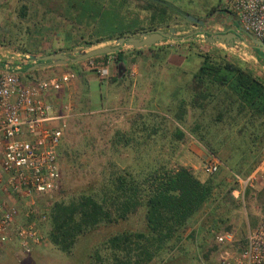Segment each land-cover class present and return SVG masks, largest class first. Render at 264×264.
Here are the masks:
<instances>
[{"label":"rangeland","instance_id":"obj_1","mask_svg":"<svg viewBox=\"0 0 264 264\" xmlns=\"http://www.w3.org/2000/svg\"><path fill=\"white\" fill-rule=\"evenodd\" d=\"M45 1L52 2L50 4L54 6H51L58 9L63 0ZM125 1L129 7L125 14L128 16L127 19L138 18L142 26L148 27L149 4L146 0ZM158 1L167 2L179 10V14H168L169 18L158 27L167 30L174 26L177 36L200 28L198 24L186 20L183 14L204 20L205 32L214 33L218 31L217 28L224 30L225 26H216V22L225 20L227 7L231 2V0ZM24 2L25 0H0V52L14 64H20L21 57L18 53L22 52L42 56L54 50H64L73 55L77 50L115 44V40H110L85 47L79 38V28L83 26L77 28L78 24H72L61 16V8L58 9V14L53 10L49 11V8L28 3L27 13L22 16L20 7ZM88 32L87 30L86 33ZM205 32L181 39H165L157 42L158 45H154L153 49L131 51V54L128 50L134 48L126 45L121 47L126 53L124 59L128 65L139 62L149 69V73H152L151 78H154L152 89L157 90L159 95H141L136 100L139 107L137 111L121 105L122 108H116V99L109 105L113 108L103 110L104 107L100 106L98 101L100 90L103 89L100 82L105 80V76H100L99 71L110 65L118 68L115 53H109L106 58L98 60L86 59L77 62V68L73 70L76 73L75 93L68 94L65 91L48 96L57 111L61 109L63 102L70 101L74 106V114L66 119L59 147L58 188L50 197L41 198L45 208L47 203L68 202L89 188H96L110 173L131 171L133 174L142 175L158 164H165L168 167L186 166L204 180L212 177L219 182L220 188L215 189L211 202L205 204L192 217L186 229L190 231L198 227V230L189 238L190 241L185 245L183 253L179 251L181 248H177L179 254L189 258L187 264H216L224 247L215 244V232L228 229L235 233L240 242L244 239L247 230L264 215V187L261 188L260 183L254 184L246 189L243 198L235 197L229 188L236 187L232 178L233 173L246 175L260 158L258 147L251 148V152L248 153L246 141L236 133L235 128L226 126L222 128L209 121L212 114L210 109L201 112L188 106L183 123L181 125L176 123L173 113L177 110L180 99L176 100L169 96L173 88L169 81H162L160 85L159 78H155L159 75L166 79L191 77L200 64L201 58L197 53L205 52L224 55L233 61L238 60L245 68L264 78V61L261 59L264 58L263 51L250 47L248 45L250 43H236L231 48L220 43H208L204 40ZM138 35L140 34L136 36ZM176 50L188 53V61L185 64L195 62L186 73L179 69L170 70L156 65ZM36 61L33 59L31 63ZM31 63L21 66L24 72L23 80L49 77L65 70H72L66 65L25 70ZM186 67L184 65V69ZM155 91L153 93H156ZM141 107L150 111L142 110ZM196 119L201 124L209 126L191 132L188 126L190 127ZM177 128L183 133L180 137L177 135ZM210 155L216 156L222 162V167L213 174L205 169V163ZM143 216V210L139 209L126 220L99 225L92 232L80 236L70 254L59 251L49 241L42 243L24 257H18L13 245L5 246L0 249V264H91L93 258L89 255L94 243L122 230L144 229ZM43 225V231L48 239L49 224L46 222ZM160 263V259H157L153 264Z\"/></svg>","mask_w":264,"mask_h":264},{"label":"trees","instance_id":"obj_2","mask_svg":"<svg viewBox=\"0 0 264 264\" xmlns=\"http://www.w3.org/2000/svg\"><path fill=\"white\" fill-rule=\"evenodd\" d=\"M146 2L149 4L148 27L142 26L138 18L127 19L125 14L129 7L125 0H63L59 5L61 16L78 24L77 28L83 26L79 28L80 42L91 47L120 36H136L158 28L169 18L168 14L180 13L164 1ZM28 3L59 14L58 5V9H54L50 1L25 0L20 7L22 16L27 13ZM114 53L118 63L124 60L121 50ZM197 56L201 58L200 64L191 75L187 97L181 100L173 116L175 122L183 123L186 105L201 112L210 109L212 124L235 128L246 141L248 153L251 148L258 147L261 158L264 153V78L245 68L238 60L227 59L224 55L205 52L197 53ZM77 65L76 62L66 66L75 70ZM203 126L209 125L196 119L188 128L196 132ZM177 129L178 137L182 136V131ZM219 185L212 177L200 180L186 166L158 164L142 175L131 171L110 173L96 188H89L68 202L47 203L48 240L59 251L70 254L80 236L101 224L126 220L141 209L144 229L122 230L94 243L89 255L93 258L91 264H153L157 259L160 264H187L189 258L181 254L173 256V253L180 248L182 234L192 217L211 202ZM232 189L233 186L229 188Z\"/></svg>","mask_w":264,"mask_h":264},{"label":"built area","instance_id":"obj_3","mask_svg":"<svg viewBox=\"0 0 264 264\" xmlns=\"http://www.w3.org/2000/svg\"><path fill=\"white\" fill-rule=\"evenodd\" d=\"M222 22L264 42V0H231ZM18 56L20 64H14L0 52V249L13 245L24 257L46 239L48 214L41 198L58 188L59 147L66 119L74 114L71 103L57 111L47 97L68 87L76 73L23 80L21 66L35 58L26 52ZM99 72L104 75L106 67ZM221 167L214 155L205 163L211 174ZM232 178L231 193L243 198L246 189L264 181V153L246 175L233 173ZM214 242L224 247L216 264H264V215L241 242L232 230L215 232Z\"/></svg>","mask_w":264,"mask_h":264},{"label":"crops","instance_id":"obj_4","mask_svg":"<svg viewBox=\"0 0 264 264\" xmlns=\"http://www.w3.org/2000/svg\"><path fill=\"white\" fill-rule=\"evenodd\" d=\"M218 25L220 27L225 26V29H226V25H224L223 22H216V26H218ZM217 30H221V29L217 28ZM158 43H156L154 45H158ZM240 44H242V43H240ZM154 45H152L150 47H141V48H137V49L134 48L135 50L133 49V50H128V51H130L129 53L131 54L132 53L131 51H138V50L141 51L142 49H146V48L153 49ZM120 50L122 51L123 55L126 54L125 52H123V48H121ZM134 54H135V52L132 55H134ZM187 57H188L187 52H182V51L176 50L172 53H169L168 56L165 57L164 61L162 60L161 62L156 63V65H160L161 67H163L165 69L168 68L170 70L179 69V70H182L184 73H186V71H188L190 69V65L193 64V66H194V64H195L194 61H193L194 63L191 62V64H185L188 61ZM118 64H119L118 68H117V66L110 65L111 67L109 66L106 68L105 75H103V76L100 75L102 77L105 76L104 81L99 80V81H101L100 84L102 85L103 89L101 88V90H100L98 101L100 103V106L104 107L103 110H109V109L113 108V106L111 107L109 105H112L111 104L112 100L116 99V102H117L116 108L119 109V108H122L121 106H123V107L125 106V108H127V109L137 111L139 109V107L137 106L138 102L136 100L141 95L153 94L155 96H159V95H157V90L155 91L152 89V85H154V78H151L152 73L151 72L149 73L148 68L143 67L142 65H140L139 62L138 63L135 62L131 65H128L125 62V59ZM184 65H185V67L187 65L188 66L184 69ZM124 66H125V68H124ZM149 67L151 68L152 64H150ZM114 69H115V71H113ZM109 70H110V72H109ZM155 78H159V84L160 85H161L162 81H169V84L173 85V88L171 89L170 94H169L170 97H174L176 100H177V98H179L180 102L182 99L187 97V95L189 93L188 84L190 83L191 77H188V78L187 77H185V78H183V77L174 78L173 77V78L166 79V78H163V76L159 75V77H155ZM163 79H166V80H163ZM74 81L68 87H66L64 90H62L61 92L66 91L68 94L75 93ZM179 85H182L184 87L181 88V86L179 87ZM88 86L89 85H87L86 87L88 88ZM153 91H155L156 93H153ZM47 98L49 100V97H47ZM135 101H136V104L134 105ZM64 103H71V102L67 101V102H63V104ZM127 104H129V105H127ZM141 109L143 110L145 108L141 107ZM186 109H188L187 105H186ZM145 110H149V109H145ZM175 112H176V110H175ZM175 112L173 114H175ZM195 175L200 180L203 179L199 175H197V174H195ZM258 183H260L261 188L264 187V181H260ZM256 224L257 223L254 222L252 227L255 226ZM197 228L194 227V228L190 229V231H187V229H185V231L183 232L181 240H180V245H179L180 248L182 249V250L181 249L179 250L181 253H183L185 245L188 244L190 241L189 238H191V232H194V231L196 232L198 230ZM47 241H49V240L46 239L44 242H47ZM179 251L175 250L173 253V256L179 254L180 253Z\"/></svg>","mask_w":264,"mask_h":264},{"label":"water","instance_id":"obj_5","mask_svg":"<svg viewBox=\"0 0 264 264\" xmlns=\"http://www.w3.org/2000/svg\"><path fill=\"white\" fill-rule=\"evenodd\" d=\"M183 17L195 24L200 25V28L194 30L193 32L187 33L185 35H176V28L174 26L169 27L167 30L161 28H153L142 32L140 35H124L115 39L114 45H103L97 46L89 50H77L70 55L64 50H58L50 52L42 56H34L37 61L32 63L27 71H33L36 69L51 67L55 65H67L69 63H76L82 60L93 58L96 56H101L104 54L114 53L121 49L123 45L132 47V48H141V47H150L156 44L159 41L174 38L181 39L184 37H191L205 32L204 25L205 22L202 19L194 17L189 14H183ZM204 40L208 43H220L227 47H233L236 43L248 44L252 48L259 49L263 51L264 56V42L253 37L252 34L247 33L246 36L237 32L232 28H226L224 30H218L214 33L205 32Z\"/></svg>","mask_w":264,"mask_h":264},{"label":"flooded vegetation","instance_id":"obj_6","mask_svg":"<svg viewBox=\"0 0 264 264\" xmlns=\"http://www.w3.org/2000/svg\"><path fill=\"white\" fill-rule=\"evenodd\" d=\"M200 26V25H199Z\"/></svg>","mask_w":264,"mask_h":264}]
</instances>
